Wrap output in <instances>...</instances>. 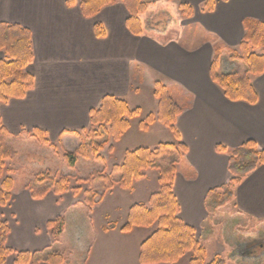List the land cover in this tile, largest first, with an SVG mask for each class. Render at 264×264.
Here are the masks:
<instances>
[{
	"label": "crops",
	"instance_id": "1",
	"mask_svg": "<svg viewBox=\"0 0 264 264\" xmlns=\"http://www.w3.org/2000/svg\"><path fill=\"white\" fill-rule=\"evenodd\" d=\"M143 1L152 9L166 3ZM175 1L178 8L180 3L189 4L192 15L172 14L171 4ZM207 1L171 0L169 13L178 22L179 33L162 42L153 35L133 34L127 29L128 11L122 0L103 7L92 17L82 15L80 0L70 5L66 0H0V22L29 29L33 48V59L25 67L33 76V85L24 97L0 102L1 121L11 134L8 139L30 137L34 129L43 131L49 141L69 139L74 136L71 131L80 132L89 126V110L97 107L104 95H112L140 110L117 141L145 136L142 138L148 143L125 151L176 142L173 133L157 120L146 131L138 127L140 120L157 110L153 89L159 81L182 107L174 127L187 150L176 168L172 192L179 205L178 217L194 229L198 240L202 225L211 217L205 206L206 194L231 179L228 154L217 151L216 146L232 149L251 139L264 150V72L250 75L257 94L254 104L229 100L210 76L215 50L219 49L222 56L238 48L245 32L243 20L264 22V0H210L211 9L205 7ZM96 23L102 24L104 36L95 34ZM183 24L193 29L190 35L183 33ZM150 94L153 101L146 99L150 107H141L140 101ZM154 103L156 107H151ZM157 131L162 140H154ZM114 142L111 141L113 151ZM151 171H145L134 182L146 178ZM80 196L71 191H49L36 199L24 181L14 193L13 181L11 199L0 207L1 217L9 226L6 243L13 251L3 264H16V252H55L52 246L58 238L51 235L47 223L59 216L64 218L76 203L84 204ZM227 204L241 215L264 220V164L235 187L234 197ZM7 206L8 216L4 219L2 212ZM120 228H104L93 236L82 264H141L138 255L145 238L129 243L128 235L135 227L129 232ZM62 264H68L65 258Z\"/></svg>",
	"mask_w": 264,
	"mask_h": 264
},
{
	"label": "trees",
	"instance_id": "2",
	"mask_svg": "<svg viewBox=\"0 0 264 264\" xmlns=\"http://www.w3.org/2000/svg\"><path fill=\"white\" fill-rule=\"evenodd\" d=\"M117 0H80L79 7L85 17L96 15L103 7L115 3ZM150 8L143 0H122L128 11L125 24L133 34H150L162 42L175 38L179 33V24L169 13V2ZM72 4L73 0H66ZM211 9V1L205 6ZM183 17L192 15V7L186 3L179 4ZM161 13L168 15L162 29L155 27L154 18ZM244 35L237 49H231L228 58L238 61L243 66L240 70L224 72L221 66V52L215 50L210 67L212 81L222 90L224 96L231 101H246L254 104L257 94L250 80V75H259L264 72V22L254 19H244ZM98 37L105 35L102 24L94 25ZM260 49L262 52H257ZM0 102H7L10 98H22L33 85V76L25 71V67L33 59L31 32L29 29L16 24L0 22ZM153 95L158 99L155 113L148 114L140 120L138 127L146 131L156 120L166 126L174 135L176 142H159L155 147H137L126 150L120 164H114L109 174L96 175L92 182L99 181V185L92 186L84 191L85 204L90 209L99 203L105 193L114 185L121 188H132L134 181L139 180L147 170L159 172L158 191L150 194L147 203H135L127 213L126 223L120 230L129 232L133 227L155 226L152 233L140 244L138 260L141 264L176 263L186 252L192 255L188 264H225L223 258L215 256L208 263L205 262L206 250L195 237L194 229L183 223L178 217L179 205L172 192L173 178L176 168L182 162L186 153V146L179 141L174 127L176 117L182 111L179 105L169 94L167 88L156 81ZM138 107L130 108L126 101L112 95H104L99 105L89 110V126L80 132L71 131L79 143L76 148L64 155L68 166L74 165L77 158L103 161L99 152L108 145L109 153L113 151L111 141H117L129 128L131 118L138 116ZM86 133L85 137L81 136ZM11 134L7 131L0 118V207L5 206L11 199L13 179L9 175L12 171L6 168V160L13 159L15 151L6 144ZM42 143H49L45 133L34 129L32 133ZM217 151L228 154V170L231 179L218 189L210 190L205 197V206L208 211L222 207L234 197L235 187L259 165L264 164V150L257 147L249 139L238 147L227 149L216 146ZM8 174V175H7ZM28 180L25 187L33 198L39 199L53 191L56 194L69 191L73 195L80 192V187L70 188L67 176L54 179L49 173ZM64 218L59 216L48 221L47 228L56 238L64 230ZM9 226L0 214V264H3L12 249L7 246L6 240ZM16 264H62L64 257L58 252L41 251L16 252Z\"/></svg>",
	"mask_w": 264,
	"mask_h": 264
},
{
	"label": "rangeland",
	"instance_id": "3",
	"mask_svg": "<svg viewBox=\"0 0 264 264\" xmlns=\"http://www.w3.org/2000/svg\"><path fill=\"white\" fill-rule=\"evenodd\" d=\"M171 13L174 15L180 13L176 1L171 4ZM167 20L168 15L161 13L154 18L155 26L163 28ZM182 29L185 35H190L193 30L184 24ZM228 54L222 55L221 70L228 72L243 68L241 64L230 60ZM143 98L139 103L141 107H150L146 99L152 102L151 94ZM151 107H156V103ZM155 134L154 140H162L159 131ZM85 135L86 133H82L81 136L85 137ZM142 137L136 138L137 140L127 137L124 140L115 141L113 153H109L108 145H105L99 152L103 161L93 158H77L75 164L71 166L64 161V155L73 151L78 145L79 139L74 136L69 139H59L56 142L49 141L47 144L42 143L36 137L26 135L7 139V146L15 151L14 158L6 161L7 169L12 171L14 193H18L23 181L26 183L46 172L54 179L62 175L67 176L70 188L80 187L81 189L80 199L83 198L84 204L76 203L64 213V231L52 246V250L62 254L68 264H82L87 246L93 236L102 232L104 228L110 230L114 226L124 225L128 209L135 203H146L149 195L158 191V171L153 170L146 178L133 182L132 188H121L114 185L113 190L107 191L91 212L84 201V191L89 189L92 183L95 186L99 185L98 180L92 182V179L96 175L109 174L114 164H120L126 148L148 144L147 140ZM130 141L135 143L132 144ZM8 211L7 206L2 212L4 219H7ZM79 222H81L80 225ZM154 228V225L133 228L128 235V242L137 243L142 238H147ZM198 241L206 250L205 262L207 263L215 256H219L223 258L225 264H264V220L241 215L232 209L231 204L211 211L209 221L202 225ZM252 245L255 247L251 252ZM245 252L247 254H243ZM191 255V251L186 252L177 264H188Z\"/></svg>",
	"mask_w": 264,
	"mask_h": 264
},
{
	"label": "flooded vegetation",
	"instance_id": "4",
	"mask_svg": "<svg viewBox=\"0 0 264 264\" xmlns=\"http://www.w3.org/2000/svg\"><path fill=\"white\" fill-rule=\"evenodd\" d=\"M253 246V245H252ZM255 246H253V248H254ZM251 252H252V250H251Z\"/></svg>",
	"mask_w": 264,
	"mask_h": 264
}]
</instances>
